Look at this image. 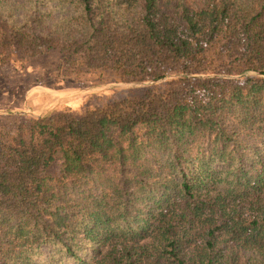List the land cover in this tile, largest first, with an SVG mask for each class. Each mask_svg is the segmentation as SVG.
I'll return each instance as SVG.
<instances>
[{"label": "trees", "instance_id": "obj_1", "mask_svg": "<svg viewBox=\"0 0 264 264\" xmlns=\"http://www.w3.org/2000/svg\"><path fill=\"white\" fill-rule=\"evenodd\" d=\"M54 51L153 85L0 131V264H264V0H0L2 66Z\"/></svg>", "mask_w": 264, "mask_h": 264}, {"label": "rangeland", "instance_id": "obj_2", "mask_svg": "<svg viewBox=\"0 0 264 264\" xmlns=\"http://www.w3.org/2000/svg\"><path fill=\"white\" fill-rule=\"evenodd\" d=\"M17 59L15 65L0 64V131L5 133L16 127L21 116L39 118L66 110L81 116L88 109L139 97L143 88L153 85L123 83L111 71L63 77L56 70L62 62L59 51Z\"/></svg>", "mask_w": 264, "mask_h": 264}]
</instances>
